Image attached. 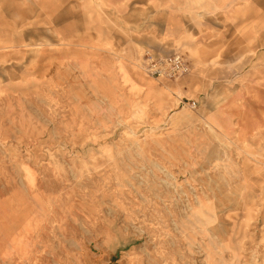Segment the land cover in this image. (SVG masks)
I'll use <instances>...</instances> for the list:
<instances>
[{"label": "rangeland", "instance_id": "obj_1", "mask_svg": "<svg viewBox=\"0 0 264 264\" xmlns=\"http://www.w3.org/2000/svg\"><path fill=\"white\" fill-rule=\"evenodd\" d=\"M67 1L0 0V264H264V0H153L229 35L211 39L235 63L216 110L259 121L238 137L194 99L153 118L117 54L99 83L82 35L111 30L109 6L69 0L66 39Z\"/></svg>", "mask_w": 264, "mask_h": 264}, {"label": "crops", "instance_id": "obj_2", "mask_svg": "<svg viewBox=\"0 0 264 264\" xmlns=\"http://www.w3.org/2000/svg\"><path fill=\"white\" fill-rule=\"evenodd\" d=\"M110 1H104L105 5L109 7L104 8L103 11L113 18V21L108 19L109 22H107L111 30L103 27L102 22L98 19L93 21L94 30L89 28L88 32L82 35L83 52L89 55H99V58H94L99 60V66L101 62H105V68L100 66L98 69L100 78L98 77L97 80L99 83L110 80L109 75L104 74L108 73L107 70L110 68L115 69V66L106 62V55L117 54L116 59L122 62L121 65L129 79L126 87L130 92V101L145 103L148 110L149 104H152L151 116L153 118H160L167 111L171 115H179L180 110H176L179 101L188 98L198 102L200 110H198L197 119L206 118L205 121H208L211 127L214 124L215 129L221 133H223V123L232 128L231 133L236 137L241 133L246 134L248 130L254 131L258 127L259 121L256 117H249L245 121L244 117L237 116V113H230V110L235 109L232 103L224 104L221 109L224 108L225 111L216 110L217 104L214 103L223 98L228 99L229 95L226 93L224 97L221 96L228 90V83L233 77L235 63L228 58L231 49L217 46L211 40L217 37L228 38L229 35L222 30L212 29L215 24L210 17L195 20L191 14L183 12L179 8L162 6L155 8L153 0H129L125 4L129 6V11L122 19V10L119 9L121 2L119 0ZM71 3L73 5V0ZM101 9H99V13ZM118 15L120 16L119 28H125L121 25L124 21L129 25L128 29L133 31L131 36L126 39L116 32L115 23L118 22L116 21ZM66 20V39L78 37V34L70 29V26H74L76 18L74 13L70 14L69 0L67 1ZM110 22L113 23V26ZM194 38L200 39L199 44L194 42ZM143 51L155 55L178 52L189 63L190 72L176 80L148 76L135 63ZM196 54L200 56H197L198 58L193 56ZM216 54H225V56L220 60H212L215 59L214 55ZM102 71L106 73L103 74ZM157 103L159 108L154 106ZM247 125L249 127L246 129Z\"/></svg>", "mask_w": 264, "mask_h": 264}, {"label": "built area", "instance_id": "obj_3", "mask_svg": "<svg viewBox=\"0 0 264 264\" xmlns=\"http://www.w3.org/2000/svg\"><path fill=\"white\" fill-rule=\"evenodd\" d=\"M142 71L157 79H176L189 71L188 62L178 52L168 55H155L151 52H144L141 59ZM195 101L189 103V107L195 108Z\"/></svg>", "mask_w": 264, "mask_h": 264}, {"label": "bare ground", "instance_id": "obj_4", "mask_svg": "<svg viewBox=\"0 0 264 264\" xmlns=\"http://www.w3.org/2000/svg\"><path fill=\"white\" fill-rule=\"evenodd\" d=\"M214 182V181H213ZM214 184V183H213ZM221 187V186H220ZM216 190V189H215ZM209 233V232H208ZM197 236V235H196ZM213 238V237H212ZM217 244H218V242H217ZM191 247V246H190ZM189 255V254H188Z\"/></svg>", "mask_w": 264, "mask_h": 264}]
</instances>
